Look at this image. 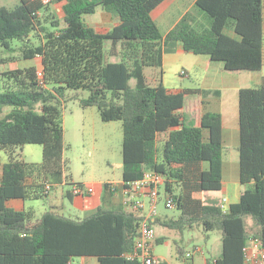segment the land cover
Instances as JSON below:
<instances>
[{
	"label": "trees",
	"instance_id": "trees-1",
	"mask_svg": "<svg viewBox=\"0 0 264 264\" xmlns=\"http://www.w3.org/2000/svg\"><path fill=\"white\" fill-rule=\"evenodd\" d=\"M175 1L19 0L14 7L0 6V65L2 50H12L14 41L22 42L23 59L38 57L42 65L9 72L13 87L0 93V112L6 111L0 117V150L41 147L36 160L21 150L0 164V264H73L87 256L97 257L99 264H141L124 254L134 249L144 212L95 207L78 220L47 210L34 222L8 204L48 195L49 175L72 182L65 174L69 164L60 98L67 88L88 90L80 104L97 107L103 121H122L124 181L147 171L166 175L165 189L174 194L181 215L164 225L183 230L201 222L206 232L220 230L214 264L245 263L249 220L257 225L264 247V0H197L210 27H193L185 17L164 36L158 20ZM98 8L116 20L110 28L85 23L84 16ZM50 10L55 16L47 22ZM36 30L44 40L32 47L30 35ZM164 37L165 42H182L187 52L223 62L229 71L260 72V86L239 91L241 192L227 212L221 201L205 199L206 192L223 188L222 115L205 111L200 87L129 84L135 63L161 65ZM67 195L78 196L73 189ZM178 252L185 258L187 251ZM187 260L207 264L200 250Z\"/></svg>",
	"mask_w": 264,
	"mask_h": 264
},
{
	"label": "rangeland",
	"instance_id": "rangeland-1",
	"mask_svg": "<svg viewBox=\"0 0 264 264\" xmlns=\"http://www.w3.org/2000/svg\"><path fill=\"white\" fill-rule=\"evenodd\" d=\"M17 3H19V0H0V6L14 7ZM49 13L50 15L46 17L47 22L55 16L54 10H50ZM84 20L87 25H98L106 28H110L116 22V20H113L101 8H98L93 14L85 15ZM200 22L203 26L210 27V22H207L206 15L200 19ZM47 26L49 27V24ZM43 40L44 33L36 30L30 35L29 45L32 47L37 46ZM21 45V41H14L12 50H2L1 52L4 62L0 65V93L13 87L12 79L8 76L12 70L29 66H35L39 69L42 68L41 60L38 57L28 60L23 59L21 50L19 49ZM109 49L110 44L108 43L107 51ZM185 58L181 55H175L173 62H168L163 67L167 88H186L198 85L196 79L197 77L200 78V74L196 73L193 68H188L191 67V63ZM111 59L117 58L111 57ZM182 71L185 74H182ZM240 72H244L242 74H253L257 80L260 76V72L254 70H240ZM227 76L235 75L229 74ZM136 78V75L130 78V85L133 87L137 86ZM251 85H253V82ZM254 85L256 87L259 86L257 84ZM48 88L53 89L54 87L49 84ZM89 95L90 92L86 89L73 88L65 89L63 95H60L64 105V156L69 164V169H67L65 174L71 177L72 182L63 180L62 175H49L47 178L50 185L48 195L39 194L38 197L32 196L26 199L11 200L9 205L24 210L28 221H37L47 210L62 211L68 214L67 211L72 206V202L67 192L73 189L74 183L85 187L94 182L111 180L119 182L123 179V136L114 135V126H116L114 124L118 126V124H121V121L106 123V121L101 119L97 107L82 106L80 100L89 97ZM115 96L117 99L121 98L120 93H117ZM39 107L40 104L36 106L37 109ZM5 112H0V117ZM105 124H107L106 127H104ZM110 133L113 134L110 135ZM21 150L25 152L30 160H36L40 157L41 147L36 145H16L11 148L10 152L17 157ZM236 151L238 152V147ZM10 152L0 150V164L8 161ZM236 167L237 171L230 168L227 172L228 176L235 181L238 180L239 176V159L237 160ZM58 181L64 182L61 187L55 185ZM167 196L168 192L165 186L161 185L156 205L160 220L153 221L156 236L162 238V242L156 244L158 252L166 257L168 263L182 264V261L186 258L180 256L178 249L192 251L196 245H202L200 250L204 252L206 263L214 264L218 246L222 238V232L220 230L206 232L201 222L196 223L193 227H186L183 230L164 225L163 221L178 218L181 215V211L178 208H170L167 206ZM224 196L227 197L226 190L208 191L205 194L206 199L220 200ZM247 224L251 238L258 241L257 225L253 224L250 220ZM73 264H80V260L75 258Z\"/></svg>",
	"mask_w": 264,
	"mask_h": 264
},
{
	"label": "crops",
	"instance_id": "crops-1",
	"mask_svg": "<svg viewBox=\"0 0 264 264\" xmlns=\"http://www.w3.org/2000/svg\"><path fill=\"white\" fill-rule=\"evenodd\" d=\"M197 0H176L159 18L158 23L161 32L164 36L172 30L183 18L187 17L189 23L194 27L199 25L200 19L205 17L196 7ZM162 46V62L158 67L144 66L140 62L133 65L131 76L136 75L137 86L146 85L155 87L162 83L166 87V77L164 75L163 67L168 62H173L175 55H181L186 57L191 63V67L196 73L200 74V78L197 77L196 82L198 85L191 87H200L202 95L205 100L206 112H217L222 115L223 124V169H224V182L222 190H226L229 205L237 202L240 198L241 183L239 180H232L228 176L230 168L237 171V160L239 159V141H240V124H239V91L242 88L253 87L257 84H261V76L257 80L253 74H242L240 71H229L225 69L223 62L212 60L209 55L194 54L187 52L183 48V44L180 41L165 42V37L161 43ZM110 62H115L117 59L109 58ZM233 74L235 76H227ZM130 76V78H131ZM253 82V85L251 83ZM130 84V80H129ZM250 84V85H249ZM131 86V85H130ZM133 87V86H131ZM258 87V86H257ZM185 88V87H184ZM171 89V88H169ZM183 88H175L171 90H179ZM91 107V106H90ZM98 109V108H97ZM101 116V114H100ZM102 119V117H101ZM103 120V119H102ZM113 121H106V123H112ZM116 123V122H115ZM105 124L104 127H106ZM114 135L123 136V124H114ZM106 133V132H105ZM113 133H110L112 135ZM123 144V137H122ZM238 147V152L236 148ZM227 149V151H226ZM65 157V156H64ZM3 164V163H2ZM64 182H56L55 185H62ZM106 183L110 185L106 187ZM88 193L75 196L70 199L72 206L68 209V214L65 215L74 219L81 220L84 217V213L95 207H102L106 210L113 211H127L125 201L126 196L123 189V179L119 182L116 181H102L94 182L91 185L84 187ZM226 197V196H224ZM206 199V198H205ZM13 200V199H12ZM207 201H221L216 199H206ZM11 201V200H10ZM9 201V202H10ZM8 202V204H9ZM148 202V199L146 200ZM55 206V205H54ZM148 209V205H147ZM160 220L159 212L155 217V221ZM156 236V233H155ZM256 240L250 238L248 245H251ZM162 242L161 237L156 236V242L154 245V254L161 264H170L167 262L165 256L158 252L156 244ZM195 248H202V245H196ZM80 260V264H99L98 258L95 256L77 257ZM185 260V261H184ZM182 264H189V261L184 259Z\"/></svg>",
	"mask_w": 264,
	"mask_h": 264
},
{
	"label": "built area",
	"instance_id": "built-area-1",
	"mask_svg": "<svg viewBox=\"0 0 264 264\" xmlns=\"http://www.w3.org/2000/svg\"><path fill=\"white\" fill-rule=\"evenodd\" d=\"M182 74H185V72L182 71ZM166 178L165 174L155 171H147L139 179L123 180V189L126 196L125 203L130 212H144L143 217L139 221L134 249L124 254L128 260H138L141 264H161L154 254L156 236L153 221L157 215L156 205L159 188L161 185L165 184ZM49 188L50 185H48V189ZM73 193L83 195L84 193H88V191L79 187H73ZM147 199L148 202H146ZM228 203V198L223 197L221 200V208L224 212H227L229 209ZM175 205L174 194L168 193L167 206L173 208ZM196 250H200V248L187 251L185 258H192ZM244 258V264H264V247L262 246V243L258 240L251 245H247L244 250Z\"/></svg>",
	"mask_w": 264,
	"mask_h": 264
}]
</instances>
